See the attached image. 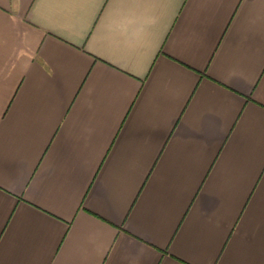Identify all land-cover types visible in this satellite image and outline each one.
Returning <instances> with one entry per match:
<instances>
[{"label": "crops", "instance_id": "obj_1", "mask_svg": "<svg viewBox=\"0 0 264 264\" xmlns=\"http://www.w3.org/2000/svg\"><path fill=\"white\" fill-rule=\"evenodd\" d=\"M0 264H264V0H0Z\"/></svg>", "mask_w": 264, "mask_h": 264}]
</instances>
